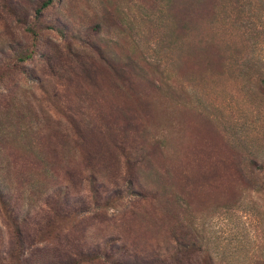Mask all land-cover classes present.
<instances>
[{
    "label": "rangeland",
    "instance_id": "374dc122",
    "mask_svg": "<svg viewBox=\"0 0 264 264\" xmlns=\"http://www.w3.org/2000/svg\"><path fill=\"white\" fill-rule=\"evenodd\" d=\"M44 1L0 0V264H264V0Z\"/></svg>",
    "mask_w": 264,
    "mask_h": 264
},
{
    "label": "trees",
    "instance_id": "16d2710c",
    "mask_svg": "<svg viewBox=\"0 0 264 264\" xmlns=\"http://www.w3.org/2000/svg\"><path fill=\"white\" fill-rule=\"evenodd\" d=\"M49 3H50V0H46V1H44L43 3H41V5H40V7L36 10V13L38 14L39 12H40V10H42L43 8H46V6H48L49 5ZM26 57H20L19 59L20 60H24ZM262 81H264V79H262ZM199 248L200 249H198L197 248V251L198 252H201L202 251V245H201V247L199 246ZM177 255H178V253H177ZM190 260V259H189ZM189 260H187V261H189ZM175 263H172V264H178V259L177 258H174V260H173ZM199 261V260H198ZM4 264H6V263H4ZM132 264H149V263H145V262H138V261H133V263ZM198 264H213V262L212 261H208V263H205V262H203V261H199V263Z\"/></svg>",
    "mask_w": 264,
    "mask_h": 264
}]
</instances>
